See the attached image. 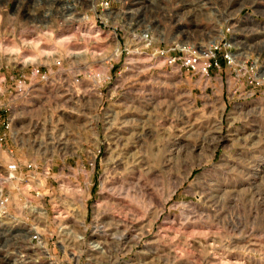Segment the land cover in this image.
Here are the masks:
<instances>
[{"label": "rangeland", "instance_id": "374dc122", "mask_svg": "<svg viewBox=\"0 0 264 264\" xmlns=\"http://www.w3.org/2000/svg\"><path fill=\"white\" fill-rule=\"evenodd\" d=\"M0 113V264H264V0H0Z\"/></svg>", "mask_w": 264, "mask_h": 264}, {"label": "built area", "instance_id": "2783aa9c", "mask_svg": "<svg viewBox=\"0 0 264 264\" xmlns=\"http://www.w3.org/2000/svg\"><path fill=\"white\" fill-rule=\"evenodd\" d=\"M193 61L195 59L192 57V55L189 56V64H193ZM0 123H3L5 125L6 130H11L12 129V120L9 119H4L0 113ZM8 140L7 136L0 135V144H3ZM13 152V150L11 151ZM19 170V164L16 162H11L5 167V172L3 173V177L1 179H10V178H16L17 173ZM6 199L3 195V192L0 191V208L1 206L5 203ZM1 221V220H0Z\"/></svg>", "mask_w": 264, "mask_h": 264}, {"label": "bare ground", "instance_id": "6f19581e", "mask_svg": "<svg viewBox=\"0 0 264 264\" xmlns=\"http://www.w3.org/2000/svg\"><path fill=\"white\" fill-rule=\"evenodd\" d=\"M200 3H201V1H200ZM204 5H207V4H204ZM199 7L201 8V4L199 5ZM193 9H194V8H193ZM195 9H196V8H195ZM221 32H222V31L220 30L219 33L222 34ZM238 42H240V41H238ZM238 45L243 46V48H244V47H247V44L244 43V42H240ZM243 48H242V49H243ZM239 55H241V54H239ZM234 197H235V196H234ZM94 241H95V240H94ZM98 245H100V244L98 243ZM98 245H97V246H98Z\"/></svg>", "mask_w": 264, "mask_h": 264}]
</instances>
